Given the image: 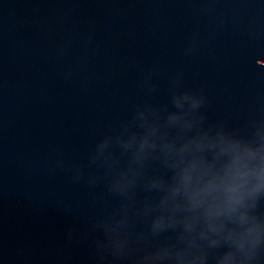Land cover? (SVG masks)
<instances>
[{
  "label": "water",
  "instance_id": "95a60500",
  "mask_svg": "<svg viewBox=\"0 0 264 264\" xmlns=\"http://www.w3.org/2000/svg\"><path fill=\"white\" fill-rule=\"evenodd\" d=\"M221 138L264 145V0H0V264H264V191L243 251L171 195Z\"/></svg>",
  "mask_w": 264,
  "mask_h": 264
},
{
  "label": "clouds",
  "instance_id": "9594fccd",
  "mask_svg": "<svg viewBox=\"0 0 264 264\" xmlns=\"http://www.w3.org/2000/svg\"><path fill=\"white\" fill-rule=\"evenodd\" d=\"M195 145L201 152L205 148L217 151L211 163L203 155H193L187 163L182 158L183 167L178 166V180L171 195L182 194L193 213L187 218L186 227L191 229L198 220H203L207 231L222 235L227 230L226 239L238 249L246 250L245 245H254L259 237V227L250 224L252 218L247 208L249 200L254 203L255 196L264 191V145L253 149L223 138L209 140L207 144L201 139ZM188 148L186 144L181 151ZM221 264H230V256Z\"/></svg>",
  "mask_w": 264,
  "mask_h": 264
}]
</instances>
